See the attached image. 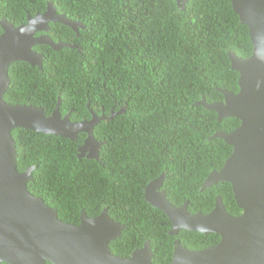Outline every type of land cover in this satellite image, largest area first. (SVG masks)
<instances>
[{"label": "trees", "instance_id": "1", "mask_svg": "<svg viewBox=\"0 0 264 264\" xmlns=\"http://www.w3.org/2000/svg\"><path fill=\"white\" fill-rule=\"evenodd\" d=\"M49 1L57 12L84 24L76 32L69 25L50 22L48 33L54 41L76 47L34 46L44 54L42 68L12 62L5 99L42 106L47 115L61 99V114L75 107L71 120L89 115L87 104L95 109L103 105L106 111L113 104L127 105L130 115L97 124L95 137L103 142L99 160L78 156L83 133L70 140L14 128L18 170L35 167L29 190L56 208L66 222L79 223L81 208L96 214L93 207L110 206V215L128 225L110 242L113 253L129 256L148 239L154 263L169 264L171 222L143 193V186L161 172L160 158L169 156L171 162L165 184L174 204L190 199V211L209 212L215 197L221 196L231 214L242 211L230 182L200 190L208 174L219 170L233 151L214 133L231 131L241 121L218 120L216 111L195 101L223 99L220 88L239 90V72L231 69L228 50L241 57L251 55L248 26L239 20L231 0H188L185 7L178 0H0V20L19 25L29 15L47 10ZM143 111L152 114L144 139L142 131L128 136L131 120L141 127ZM190 232L208 238L209 244L220 240L217 233Z\"/></svg>", "mask_w": 264, "mask_h": 264}, {"label": "water", "instance_id": "2", "mask_svg": "<svg viewBox=\"0 0 264 264\" xmlns=\"http://www.w3.org/2000/svg\"><path fill=\"white\" fill-rule=\"evenodd\" d=\"M185 7L187 0L181 1ZM239 20L248 26L253 45L249 57H241L228 50L231 69L239 72L237 92L220 88L223 100L197 104L217 112L218 120L237 117L240 125L230 131H218L233 146V151L219 170H213L201 190L221 181H228L238 207V215L231 214L221 196L209 212H192L188 202L173 204L165 190H159L164 179L158 177L152 195L147 191L145 200L163 211L172 223L169 234L182 229L200 233H217L220 240L212 245L190 249L175 240L169 264H264V0H231ZM69 25L76 32L84 27L64 12H57L53 2L47 10L29 15L19 25L0 20V261L9 264H155L150 242L136 248L129 256L112 252L110 242L122 235L127 225L111 218L104 210L99 216L83 212L79 223L59 218L56 208L44 198L33 194L28 187L33 179L32 165L26 171L18 170V152L14 128L59 135L74 140L79 132L88 134L81 147L82 155L98 158L102 141L93 131L100 119L72 121L56 108L47 115L45 108L31 104H12L5 98L10 86L9 67L12 62L27 61L42 68L44 54L34 48L47 44L59 50L76 47L66 41H54L47 33L50 22Z\"/></svg>", "mask_w": 264, "mask_h": 264}, {"label": "flooded vegetation", "instance_id": "3", "mask_svg": "<svg viewBox=\"0 0 264 264\" xmlns=\"http://www.w3.org/2000/svg\"><path fill=\"white\" fill-rule=\"evenodd\" d=\"M181 4H182V0H178ZM0 27H1V24H0ZM50 31V30H49ZM48 31V32H49ZM78 31H79V27H78ZM77 31V32H78ZM2 32H3V29H2ZM1 32V33H2ZM47 32V33H48ZM0 33V34H1ZM49 34V33H48ZM203 99V98H202ZM201 100V99H200ZM200 100H197V101H195V105H199V104H197V102H199ZM219 100H223V99H219ZM219 100H216V101H219ZM61 104V103H60ZM200 105H202V104H200ZM108 107V109H107V111H106V108H105V106H98V108H93V107H91L90 106V104H87V108H88V112H89V115H87V114H82V117H81V119H76V120H72V121H90V120H92V119H94V118H98V119H100L99 121H98V123L101 121V120H103V119H108V120H113L115 117H117V116H119L120 114H122V115H127V116H129L130 114L127 112V105H123V104H113V105H110V106H107ZM75 110V107H71L69 110H67V112L66 113H64V114H62L63 116L64 115H66V114H69L70 116H69V118H70V120H71V114H72V111H74ZM98 111H100V112H98ZM142 114H143V116H144V120L141 122V127H137V126H135V124H138V122L137 121H134V120H131L130 122H131V126L127 129V132H128V136H130V137H136L137 136V134L139 133V132H143V134H142V137H143V139H144V137H145V133H146V125L149 123V118L150 117H152V114H150V113H148L147 114V111H143L142 112ZM197 115V114H196ZM217 118H218V116H217ZM240 125V124H239ZM97 125H95V127H96ZM95 127H94V131H95ZM238 127V126H237ZM237 127H235L234 129H236ZM234 129H232V130H234ZM231 130V131H232ZM94 131H93V134H94V136H95V133H94ZM216 132H218V131H216ZM215 132V133H216ZM224 132V131H223ZM228 132H230V131H228ZM81 133H83V134H85V137H84V139H83V141L81 142V143H79V146H78V148H77V154H78V156L79 157H81V158H83V157H86V158H90V157H88L87 155H88V153H89V151H86L83 155H82V150H81V147L85 144V140H86V138H87V136H88V134L86 133V132H79L78 133V136L74 139V140H76L80 135H81ZM214 133V134H215ZM96 138V137H95ZM97 139V138H96ZM130 139H132V138H130ZM170 139H172V137L170 138ZM148 142H149V139H145V140H143V143H145L146 145H148ZM90 159H94V158H90ZM96 159H100V152H99V157L98 158H96ZM144 159V158H143ZM145 160V159H144ZM143 164H145V162H143ZM168 164H171V162L169 161V156H167V157H163V158H160V160H158V165L159 166H161L162 168H161V172L156 176V177H154V178H152V179H150L148 182H147V184L146 185H144L143 186V193H144V197H145V195H146V193H147V191H149L150 192V195H152L153 194V192L155 191L154 189H155V187L154 186H152V185H150V187H149V184L151 183V181H154L155 183H156V179L158 178V177H162V176H164L163 177V179H164V182H163V184H162V186L161 187H159V188H157V189H159V190H165V192H166V195H167V198L171 201V199H170V197H169V189L166 187V184H165V179H166V177H167V175H168V173H167V168H166V166L168 165ZM172 165H174V164H172ZM131 166V165H130ZM28 167H30V166H28ZM27 167V168H28ZM132 167V169L133 170H135V168H134V166H131ZM26 168V169H27ZM26 169H25V171H26ZM213 170H216V169H213ZM212 170V171H213ZM210 174V173H209ZM208 174V175H209ZM32 175H33V170H32ZM207 178V177H206ZM205 181V180H204ZM204 183V182H203ZM63 187L65 188V183H63ZM154 190V191H153ZM201 190V189H200ZM216 198V197H215ZM172 202V201H171ZM184 202H188V209H189V203H190V199H184V201H182L181 203H179L178 204V206H180V205H182ZM173 203V202H172ZM174 204V203H173ZM176 205V204H175ZM96 207V208H95ZM95 207H93V211H94V213L96 212V214H89L88 213V211H86L85 209H83V208H81L80 209V219H81V215H82V213L83 212H85V213H87V215H89V216H92V217H95V216H99L100 214H102L103 212H104V210H107V214L111 217V218H113L111 215H110V213H109V209H111V207L110 206H108V205H103V206H101V208L99 209V206H95ZM155 208V207H154ZM99 209V210H98ZM157 209V208H156ZM160 210V209H159ZM190 210V209H189ZM161 211V210H160ZM163 212V211H162ZM196 212H198V211H196ZM164 213V212H163ZM165 214V213H164ZM161 217V216H160ZM168 217V216H167ZM113 219H115V218H113ZM169 219V218H168ZM116 220V219H115ZM161 220L162 221H164V219L161 217ZM170 220V219H169ZM117 221H119V222H121V223H123L122 221H120V220H117ZM171 222V221H170ZM123 224H125V223H123ZM125 225H127V224H125ZM172 226V223L170 224V228L168 229V234H169V231H170V229L172 228L171 227ZM127 227H128V225H127ZM182 231H184L183 233H182ZM123 233V232H122ZM169 235H171V241H172V244H173V249H174V247H175V240H177V239H179L180 240V242L184 245V246H186V247H188V248H190V249H199V248H203V247H206V246H209V245H212V244H209V242H208V238H200V237H198V235H195V234H193L192 232H190L189 230H186V229H182V230H180L179 232H178V234H169ZM119 238V237H118ZM147 241H149L150 242V245H151V248H152V250H154V248H153V245H152V243H151V241L150 240H148V239H145L144 241H143V244L141 245V246H139V247H136V248H140V247H143L144 245H145V243L147 242ZM212 242H216L217 243V241L215 240V239H213L212 240ZM215 244V243H214ZM135 248V249H136ZM134 250V249H133ZM132 250V251H133ZM132 251L130 252V254L132 253ZM154 252V251H153ZM173 252V251H172ZM1 255H8L7 253H0V256ZM154 255H155V253H154ZM154 261V260H153ZM1 263H6V264H9V263H7V262H5L4 260L3 261H0V264ZM27 263H29V264H33L32 262H27ZM46 264H52L49 260H46Z\"/></svg>", "mask_w": 264, "mask_h": 264}, {"label": "clouds", "instance_id": "4", "mask_svg": "<svg viewBox=\"0 0 264 264\" xmlns=\"http://www.w3.org/2000/svg\"><path fill=\"white\" fill-rule=\"evenodd\" d=\"M188 1V0H187Z\"/></svg>", "mask_w": 264, "mask_h": 264}]
</instances>
